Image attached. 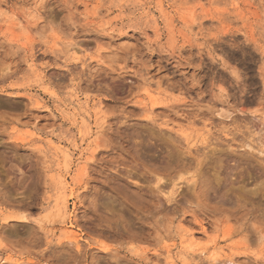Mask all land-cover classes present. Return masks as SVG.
Returning a JSON list of instances; mask_svg holds the SVG:
<instances>
[{
    "label": "rangeland",
    "instance_id": "1",
    "mask_svg": "<svg viewBox=\"0 0 264 264\" xmlns=\"http://www.w3.org/2000/svg\"><path fill=\"white\" fill-rule=\"evenodd\" d=\"M212 255L264 264V0H0V264Z\"/></svg>",
    "mask_w": 264,
    "mask_h": 264
},
{
    "label": "bare ground",
    "instance_id": "2",
    "mask_svg": "<svg viewBox=\"0 0 264 264\" xmlns=\"http://www.w3.org/2000/svg\"><path fill=\"white\" fill-rule=\"evenodd\" d=\"M58 214V213H57ZM54 215H56V214H54ZM60 215V214H59ZM52 217V216H51ZM59 217V216H58ZM54 218H55V216H54ZM62 218H64V217H62ZM53 220V219H52ZM51 220V221H52ZM57 221V220H56ZM57 222H59V221H57ZM64 223V222H63ZM60 224V223H59ZM70 239H71V237H70ZM75 241V245L77 246V247H79V243H78V241H76V240H74ZM208 264H232V262H231V260H222V261H217V257L216 256H214V255H212L211 257H210V260H209V262H208Z\"/></svg>",
    "mask_w": 264,
    "mask_h": 264
}]
</instances>
